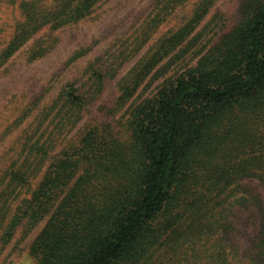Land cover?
Segmentation results:
<instances>
[{
	"label": "trees",
	"instance_id": "1",
	"mask_svg": "<svg viewBox=\"0 0 264 264\" xmlns=\"http://www.w3.org/2000/svg\"><path fill=\"white\" fill-rule=\"evenodd\" d=\"M101 1L21 0L0 66L47 26L76 24ZM242 10L241 24L195 65L133 107L126 140L95 126L66 146L0 221L3 242L24 219L44 220L37 264H264V0ZM49 50L40 44L30 58ZM108 72L91 76L101 86ZM91 93L69 82L53 106L72 126ZM41 150L32 144L7 168L10 184L39 174Z\"/></svg>",
	"mask_w": 264,
	"mask_h": 264
},
{
	"label": "rangeland",
	"instance_id": "2",
	"mask_svg": "<svg viewBox=\"0 0 264 264\" xmlns=\"http://www.w3.org/2000/svg\"><path fill=\"white\" fill-rule=\"evenodd\" d=\"M20 1L0 0V53L22 18ZM246 1L103 0L76 24L60 29L47 26L4 62L0 66V192L4 191L0 221L16 213L50 163L92 127L110 126L126 140L133 107L153 96L165 79L195 65L241 24ZM207 6L208 12L199 16ZM40 44L50 45V50L31 59ZM148 65L154 67L151 72L145 69ZM96 68L109 71L101 86L91 76ZM69 82L94 96L72 126L62 119L66 113L58 114L53 106ZM32 144L42 148L37 160L44 163L42 169L27 186L10 184L7 168L25 158ZM45 222L24 219L8 242H3L0 230V264H37L32 245Z\"/></svg>",
	"mask_w": 264,
	"mask_h": 264
}]
</instances>
